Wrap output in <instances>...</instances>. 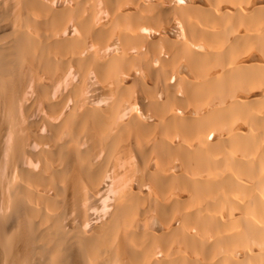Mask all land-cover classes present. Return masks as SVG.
<instances>
[{"label":"bare ground","instance_id":"1","mask_svg":"<svg viewBox=\"0 0 264 264\" xmlns=\"http://www.w3.org/2000/svg\"><path fill=\"white\" fill-rule=\"evenodd\" d=\"M81 3L0 16V264H264V0Z\"/></svg>","mask_w":264,"mask_h":264},{"label":"rangeland","instance_id":"2","mask_svg":"<svg viewBox=\"0 0 264 264\" xmlns=\"http://www.w3.org/2000/svg\"><path fill=\"white\" fill-rule=\"evenodd\" d=\"M14 1H16V2H17V1L19 2V1H20V2L18 3L19 6L22 4L21 0H13V1L8 0V2H10V3H8V4H5V3H7V0H6V1L0 0V5H1V7H0V8H1V9H0V12H1V13H0V16H2L3 14H4L5 17H6V16L9 17V16H11V15L16 16L15 13H18V11H21L20 9H22V12H21V13H22V19H24L23 16L26 15V16H25V20H26V18L29 16V14H28L27 12H30V11H27L28 9H27V7L24 5V4L27 2V0H24L23 4H22L20 7L18 6L17 3H16L15 5H13V6H15V7H13L12 4H14ZM22 1H23V0H22ZM29 1H30V0H29ZM2 2H3V4H2ZM34 2H35V1H34ZM20 3H21V4H20ZM3 5H4V6H3ZM8 5L11 6V9H10V6H9V8L6 7V6H8ZM16 5H17V6H16ZM5 7H6L7 9H6ZM18 7H19L20 9H19ZM24 7H25V8H24ZM95 7H96V6H93V8H92V10H93L92 12H93V13L91 12V9H90V12H91L92 15L95 14V13H94V10H96V8H97V7H96V8H95ZM4 8H5L7 11H6ZM13 8H14L15 10H14ZM90 8H91V6H90ZM8 9H9V10H8ZM16 9H17V10H16ZM25 9H26V11H24ZM87 9H89V6L87 7ZM10 10H12V12H11ZM4 11H6V12H4ZM9 11L11 12V13H10L11 15H7V14H6L7 12H8V14H9ZM13 11H14V12H13ZM15 11H16V12H15ZM30 13H31V12H30ZM27 14H28V16H27ZM4 16H2V17H4ZM30 16H31V15H30ZM30 16H29L28 18H30ZM8 17H7V18H8ZM32 17H33V16H32ZM33 18H34V17H33ZM37 18H38V17H37ZM23 21H24V20H22V22L19 24V26L21 25V26H20V27H21V28H20V29H21L20 32H22L23 30H24L23 32H25L26 29L29 27V25H30V23H31V22L28 23V21H30V19H29V20L27 19V20H26L27 22L24 21L26 24H28V27L25 28L26 24H25ZM23 23H24V24H23ZM2 24H5V23H2ZM22 24L24 25V27H23ZM31 25H32V24H31ZM31 25H30V26H31ZM24 28H25V29H24ZM14 29H15V28H14ZM18 29H19V27H17V31H18ZM20 29H19V30H20ZM22 29H23V30H22ZM6 32H9V31L6 30ZM3 33H4V34H7V33H5V32H3ZM3 33H1V31H0V34H1L2 37L4 36ZM41 33L43 34L44 32H41ZM4 37H6V38L8 39V36H4ZM4 37H3V38H4ZM50 154H53V153L49 152V155H48L49 157H52L53 159L56 158V160H57V157H55V154H53V155H50ZM49 157H48V158H49Z\"/></svg>","mask_w":264,"mask_h":264},{"label":"crops","instance_id":"3","mask_svg":"<svg viewBox=\"0 0 264 264\" xmlns=\"http://www.w3.org/2000/svg\"><path fill=\"white\" fill-rule=\"evenodd\" d=\"M75 1L77 2V4L80 5V3H81L82 1H84V0H82V1H81V0H79V1H78V0H75ZM75 1L73 0V6H74L75 8L80 7V9H79V8H78V9L82 12V9H81L82 7H81V5H80V6H79V5H76V3H74ZM80 1H81V2H80ZM87 1H88V0H87ZM90 1H91V0H90ZM90 1H89V2H90ZM92 1H94V0H92ZM78 2H79V3H78ZM85 2H86V1H85ZM91 3H92V2H90V4H89V3H88V4L86 3L85 6L83 5V4H85L84 2L81 3L82 6H83L84 8H85V7H86V8H85V10L83 9V10H84V11H83L84 14H81V15H80V11H78L79 13H78L77 11H75L76 14H74V15L76 16V18H77V15H79L78 18H82V17L84 16V17L82 18V19H84V18H85V15H86V17H87L86 19H87V20H90V19H89L90 16H88V15H89V9H87V7H88V5L91 6ZM98 3H99V1H98ZM98 3H97V0H95V3H94V4L92 3V4H93L94 6H97ZM75 10H76V9H75ZM87 12H88V13H87ZM77 13H78V14H77ZM82 15H83V16H82ZM91 15H92V14H91ZM80 16H82V17H80ZM92 16H94V14H93ZM92 16H91V17H92ZM78 18H77V19H78ZM85 21H86V20H85Z\"/></svg>","mask_w":264,"mask_h":264}]
</instances>
